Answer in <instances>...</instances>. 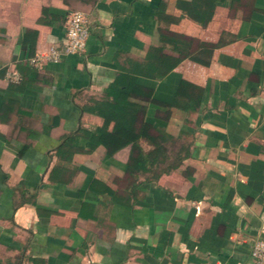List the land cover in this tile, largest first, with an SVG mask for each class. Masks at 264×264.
Returning a JSON list of instances; mask_svg holds the SVG:
<instances>
[{"label":"crops","instance_id":"1","mask_svg":"<svg viewBox=\"0 0 264 264\" xmlns=\"http://www.w3.org/2000/svg\"><path fill=\"white\" fill-rule=\"evenodd\" d=\"M191 1L0 0V264L249 261L264 238V0H213L204 22ZM76 9L84 51L31 66ZM117 101L134 114L113 135ZM163 130L180 165L130 175Z\"/></svg>","mask_w":264,"mask_h":264},{"label":"trees","instance_id":"2","mask_svg":"<svg viewBox=\"0 0 264 264\" xmlns=\"http://www.w3.org/2000/svg\"><path fill=\"white\" fill-rule=\"evenodd\" d=\"M190 5L192 6L193 13L188 14L199 22H204V20L210 19L213 16L215 6L213 0H192ZM208 6H210V9H207ZM171 68L172 66H169L163 70V74L171 70ZM189 85H191L189 82L182 80L179 91L182 93L184 87ZM114 107L116 108L109 111L111 115L105 116V121L113 119L116 122L112 133L113 135L120 128H130L128 124L124 123L132 122L134 114V110L129 107L127 102L117 101V105ZM105 128L106 123L98 129L100 136L102 137L103 135L102 141L100 142L107 147L109 152H112L113 147L111 145L113 144L110 143V139L108 138L112 137V134L105 133ZM149 138L156 144L155 150L148 155L132 152L128 159L127 171L132 176L143 175L145 181H155L163 172H167L180 165L183 156L176 157L177 155H174L172 152L181 151L182 143L175 140L173 135L165 130L160 131L157 137L150 136ZM123 144L125 142H121L120 146ZM118 146L116 145L115 148L117 149Z\"/></svg>","mask_w":264,"mask_h":264},{"label":"built area","instance_id":"3","mask_svg":"<svg viewBox=\"0 0 264 264\" xmlns=\"http://www.w3.org/2000/svg\"><path fill=\"white\" fill-rule=\"evenodd\" d=\"M88 37L87 15L82 10H72L68 17L63 47L51 45L44 53L30 57L29 62L35 68H41L44 63H56L63 55L83 52ZM10 81L21 80L19 73L10 71L7 74ZM245 264H264V238L257 239L250 251L249 261Z\"/></svg>","mask_w":264,"mask_h":264}]
</instances>
